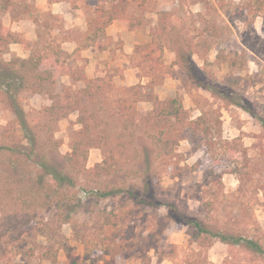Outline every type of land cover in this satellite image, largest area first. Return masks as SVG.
<instances>
[{"label":"rangeland","instance_id":"rangeland-1","mask_svg":"<svg viewBox=\"0 0 264 264\" xmlns=\"http://www.w3.org/2000/svg\"><path fill=\"white\" fill-rule=\"evenodd\" d=\"M8 1L46 22L26 49L1 41L0 61L49 49L58 66H69L47 26L68 32L72 20L34 0L0 3ZM125 2L118 15L112 4L95 20L124 17L145 33L131 59L139 81H126V58L89 78L75 62L74 81L52 65L15 64L22 88L14 95L33 145L11 110L13 88L0 86V264H264L243 245L183 225L168 208L264 248V0ZM3 23L11 26L1 12ZM188 60L221 92L198 86ZM169 98L180 102L178 117L160 114ZM40 156L67 176L61 186L33 161ZM141 188L161 205L126 192Z\"/></svg>","mask_w":264,"mask_h":264},{"label":"trees","instance_id":"trees-1","mask_svg":"<svg viewBox=\"0 0 264 264\" xmlns=\"http://www.w3.org/2000/svg\"><path fill=\"white\" fill-rule=\"evenodd\" d=\"M117 2V3H116ZM125 0H97L96 4L91 5L89 0H84V4L88 6L92 10L93 14V20L91 21V27H90V34L87 36V40H91L93 42H97L99 46L101 45L100 41V35L103 34V28L105 25L108 24L112 19H115L116 17H113L110 21L107 19L106 21H102L101 23L97 22L95 20L96 16L103 15L105 12H110V8L112 4H115L113 8H124ZM1 9L4 10L5 12H8L11 17L15 18L18 16L21 12H27L29 10L28 5H20L16 1H8L5 4H0ZM118 10L116 11L113 10L114 15H118ZM123 14L121 13V16ZM120 16V15H119ZM121 18V17H119ZM124 19V17H123ZM130 25H132L130 23ZM3 36H5V40L3 39ZM16 37L13 36L3 25H0V42L7 43L10 42L11 40H15ZM3 43V44H4ZM60 53H63L64 55L68 56L69 55L64 52V51H57ZM20 64V67L22 68H30L33 70H45L47 69L50 65L55 66L54 69L57 71V73L60 72H69L71 76V80L74 81V73L70 69L69 66H66L64 68L62 65H57L58 61L57 60H52V58L43 56V55H38V56H32L28 59H23L16 57L15 59L6 61L4 59H1L0 61V86L9 89L13 88V93H10V103H11V110L13 111L18 123L21 126V129L23 131L24 137L28 140V142L32 145L35 142V134L32 131L31 127L29 126L27 122V117L26 113L23 109L22 106L19 105V103L16 102V96L14 94L18 93L19 90L22 88L21 85V76H17V71L19 68L15 67V64ZM184 67H186V71L190 76H192L193 73H195L193 76V79L197 83L198 86H201L202 88L214 92V93H220L221 91L219 90V84L217 82H211L210 79L207 77L205 78V73L204 70L197 66L194 65V63L191 60H188L187 62L185 61L182 63ZM62 70V71H61ZM199 73V74H198ZM40 79H43V77H39ZM46 79V78H44ZM20 81V82H19ZM219 86V87H218ZM10 90V89H9ZM223 95V94H222ZM233 104L236 106L242 108L244 111L249 112L250 114L253 115L251 110L246 107L244 104H242L240 101H237L235 99H231ZM164 106L160 111L161 115L165 116H173V117H178L180 110H181V105L180 102L177 98H169L166 101H164ZM262 124L264 125V121L260 119ZM38 166H40L44 170L45 175H50V177L56 182L58 185H62V183L67 179V176L64 175L63 171L61 169L55 168L54 164L49 162L48 159H45L43 156H40L39 158H36L33 160ZM69 181V180H68ZM42 182V180L40 181ZM120 191H122L120 189ZM127 194L134 199V201L140 203V204H146L150 206H160L161 204L152 199L146 192H144L143 188L139 190H127ZM104 195H107L109 193H102ZM168 208L174 212V216L176 219L182 223L183 225L193 227L195 230L201 233H205L210 235L213 238L218 239L219 241L226 243V244H240L243 245L245 248L252 250L253 252L261 255L264 259V248L256 241L253 239L241 237V236H235L233 234H226L222 233L221 231H214L210 228L207 227L206 224L201 222L200 220L192 217H187L186 215H183L179 213L171 204L168 205Z\"/></svg>","mask_w":264,"mask_h":264},{"label":"crops","instance_id":"crops-1","mask_svg":"<svg viewBox=\"0 0 264 264\" xmlns=\"http://www.w3.org/2000/svg\"><path fill=\"white\" fill-rule=\"evenodd\" d=\"M34 4L37 8L50 12L52 16L72 20V26H76L68 32L56 28V26H53L51 23L47 26L49 32L55 30L57 35L56 38L61 45L59 48L70 55L71 63L69 67L71 64L75 65L76 62V64L87 73L86 77L88 76L89 78L95 76L96 72L93 73L95 68L99 69L105 67V65L110 62H116L118 65V63H122L121 59L126 58L129 65L128 68L130 67L128 69L130 70L129 77H131V79L128 80V75H126V81H139L140 77L136 75V73H133V71L140 70V68L137 65L134 66L131 59L134 54V48L147 39L145 38L144 32H139V29L136 30V28H134V24L130 25V22L123 18L112 19L103 28V34L100 35L102 37L99 38L101 41V45L99 46L96 41L87 40V36L90 34L91 21L89 20V22H87L84 18L83 12L86 8L83 6V3L78 2V0H34ZM1 12L4 18L8 20V23H11V26L3 23L4 26L13 36L17 37L15 40H11L7 43V50L8 48L12 50L16 46H22L26 49L28 47L26 45L37 42L40 34L38 32V25L40 26V23L46 21L43 17H36L33 15L32 7H29L27 12H21L15 18L11 17L8 12H5L0 7V13ZM40 27L43 29L42 24ZM78 29L80 31H78ZM119 40L124 43L121 48L119 44H115ZM63 45L66 46L63 47ZM48 51L49 49H46L41 55L44 54L43 56L46 57L51 56L47 53ZM17 57L28 59L30 55L18 54ZM63 75L71 79L69 72Z\"/></svg>","mask_w":264,"mask_h":264}]
</instances>
